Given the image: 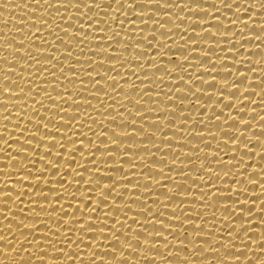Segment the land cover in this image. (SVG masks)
I'll return each mask as SVG.
<instances>
[{
    "label": "bare ground",
    "instance_id": "1",
    "mask_svg": "<svg viewBox=\"0 0 264 264\" xmlns=\"http://www.w3.org/2000/svg\"><path fill=\"white\" fill-rule=\"evenodd\" d=\"M0 264H264V0H0Z\"/></svg>",
    "mask_w": 264,
    "mask_h": 264
}]
</instances>
